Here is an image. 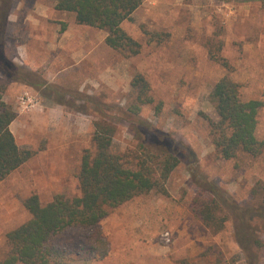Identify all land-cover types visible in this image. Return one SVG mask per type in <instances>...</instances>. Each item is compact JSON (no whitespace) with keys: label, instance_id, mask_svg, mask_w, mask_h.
<instances>
[{"label":"rangeland","instance_id":"rangeland-1","mask_svg":"<svg viewBox=\"0 0 264 264\" xmlns=\"http://www.w3.org/2000/svg\"><path fill=\"white\" fill-rule=\"evenodd\" d=\"M122 28L140 43L138 55L110 48L106 31L78 24L75 14L57 11L52 0H13L3 51L26 72L11 79L0 70V101L16 113L12 128L20 145L32 144L34 156L52 152L29 160L0 186V260L7 251L6 234L31 217L25 199L37 194L46 205L56 195L80 196L82 157L95 151L94 122L102 116L85 98L111 107L112 152L133 155L136 124L125 114L136 99L132 80L142 74L153 103L142 107L139 118L180 158L166 185L168 195L153 191L113 211L99 228L105 244L98 242L92 254L86 242L96 230L70 229L58 244L78 255L72 264H264L261 224L255 222V236L263 246L247 253L231 220L215 234L190 211L193 199L204 193L203 182H213L245 205L255 184L264 181V151L255 158H220L209 123L219 120L211 92L226 75L240 84L244 100L264 102V3L144 0ZM57 106L60 115L52 121L51 108ZM256 137L264 141V106ZM69 171L77 173L75 178L66 176ZM131 217L139 231L131 230ZM165 232L171 234L169 244L162 241Z\"/></svg>","mask_w":264,"mask_h":264},{"label":"trees","instance_id":"trees-1","mask_svg":"<svg viewBox=\"0 0 264 264\" xmlns=\"http://www.w3.org/2000/svg\"><path fill=\"white\" fill-rule=\"evenodd\" d=\"M57 11L75 14L78 24L107 32L106 44L130 56L138 55L140 43L122 28L125 21L141 7L144 0H52ZM245 2L264 0H244ZM13 0H0V70L9 78L25 73L4 54L2 38ZM136 93L135 103L125 114L136 124V150L133 155L112 152L116 128L108 118L111 107L85 98L94 105L101 118L94 122L92 141L95 151L86 150L82 157L79 181L80 196L56 195L43 205L37 194L24 201L30 219L6 234L7 251L0 264H72L78 255L61 247L58 240L70 229L96 230L86 242L87 252L94 253L98 242L105 244L99 230L102 221L113 211L136 197L157 191L168 195L167 182L180 164V158L167 139L139 118L142 107L153 103L151 86L142 74L131 83ZM80 100H83V98ZM211 100L219 120H210L212 142L224 160H233L239 154L258 157L264 151V141L256 137L261 100H244L240 84L226 75L219 80ZM64 105L66 103L61 102ZM81 111L87 107L80 106ZM133 118V120H131ZM16 113L0 101V184L21 168L34 152L18 146L10 126ZM205 193L198 194L190 206L191 213L213 233L218 234L231 220L242 249L251 253L252 247L263 246L255 236V224L264 228V181H258L245 205L236 203L213 182L200 184ZM256 222V223H255ZM84 245V244H83ZM104 247L102 256L106 255ZM80 259H82L80 257Z\"/></svg>","mask_w":264,"mask_h":264},{"label":"crops","instance_id":"crops-1","mask_svg":"<svg viewBox=\"0 0 264 264\" xmlns=\"http://www.w3.org/2000/svg\"><path fill=\"white\" fill-rule=\"evenodd\" d=\"M59 106H57V107H53V108H51V116H49V118H51L52 119V121H56L57 119H58V117H59V115H60V112H59ZM42 118H44V117H42ZM12 124H11V126H10V129H11V131H12V133L14 134V136H15V138H16V142H17V144H18V146L21 148V147H24V146H26V149L27 150H31V151H34V152H36V150H34L33 149V147L31 146L32 144H29V143H22L21 145L18 143V141H17V136H16V134L14 133V131H13V128H12ZM33 130V129H32ZM36 133L38 134V138H40V142H42V140H41V138H42V134H43V131H42V128L41 127H37L36 129ZM52 131V136H55V135H57V134H54V132H55V130H51ZM76 136H78V135H76ZM43 137H44V135H43ZM52 149V148H51ZM50 150V149H49ZM52 152V150H50L49 151V153H40V154H36V156H34L33 158H31L30 159V162H33V160H36V161H38L37 159H39L40 157H43V158H45L46 156H49V154ZM46 154V155H45ZM66 156H68L69 158H70V155L68 154V155H66ZM29 162V161H28ZM28 162H26L24 165H26ZM23 167V166H22ZM51 168L55 171L56 169H57V164H52V166H51ZM73 171H69L67 174H66V176H71L72 178H75V176L77 175V173H72ZM13 174V173H12ZM11 174V175H12ZM10 175V176H11ZM42 181H43V179H41ZM39 181H40V179H39ZM4 182H2L1 184H0V186L3 184ZM48 188H51V189H56L57 187H53V186H49L48 185ZM126 218H128V217H126ZM131 219L132 220H130V227H131V230H135L136 229V231H139V227L138 226H136V222L135 221H133L134 219H136V217H131ZM110 234V232H108L107 233V235H109ZM113 252L111 251L109 254H112ZM92 264H98V263H92Z\"/></svg>","mask_w":264,"mask_h":264},{"label":"built area","instance_id":"built-area-1","mask_svg":"<svg viewBox=\"0 0 264 264\" xmlns=\"http://www.w3.org/2000/svg\"><path fill=\"white\" fill-rule=\"evenodd\" d=\"M171 240H172V237H171L170 232L163 233V235H162V241L164 243L169 244L171 242Z\"/></svg>","mask_w":264,"mask_h":264}]
</instances>
